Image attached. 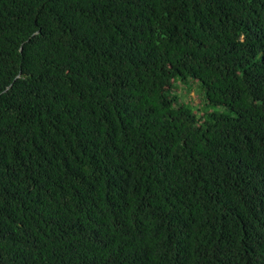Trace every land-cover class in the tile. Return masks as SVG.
<instances>
[{
	"label": "trees",
	"instance_id": "trees-1",
	"mask_svg": "<svg viewBox=\"0 0 264 264\" xmlns=\"http://www.w3.org/2000/svg\"><path fill=\"white\" fill-rule=\"evenodd\" d=\"M0 264H264V0H0Z\"/></svg>",
	"mask_w": 264,
	"mask_h": 264
},
{
	"label": "rangeland",
	"instance_id": "rangeland-1",
	"mask_svg": "<svg viewBox=\"0 0 264 264\" xmlns=\"http://www.w3.org/2000/svg\"><path fill=\"white\" fill-rule=\"evenodd\" d=\"M191 81V80H190ZM193 83V81H192ZM178 95L183 103L189 105L198 114H204L207 112H213L217 114H232L224 106H209L203 99V93L201 92L200 85L198 83L190 86L179 84Z\"/></svg>",
	"mask_w": 264,
	"mask_h": 264
}]
</instances>
